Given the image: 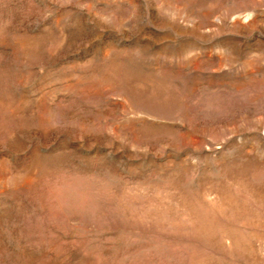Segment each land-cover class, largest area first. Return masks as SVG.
Listing matches in <instances>:
<instances>
[{
	"label": "rangeland",
	"instance_id": "1",
	"mask_svg": "<svg viewBox=\"0 0 264 264\" xmlns=\"http://www.w3.org/2000/svg\"><path fill=\"white\" fill-rule=\"evenodd\" d=\"M0 264H264V0H0Z\"/></svg>",
	"mask_w": 264,
	"mask_h": 264
}]
</instances>
